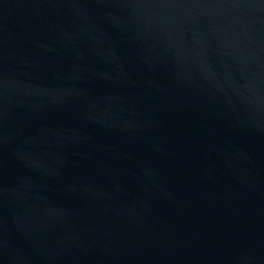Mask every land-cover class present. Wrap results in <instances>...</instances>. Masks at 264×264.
Instances as JSON below:
<instances>
[{
  "label": "water",
  "instance_id": "obj_1",
  "mask_svg": "<svg viewBox=\"0 0 264 264\" xmlns=\"http://www.w3.org/2000/svg\"><path fill=\"white\" fill-rule=\"evenodd\" d=\"M0 264H264V0H0Z\"/></svg>",
  "mask_w": 264,
  "mask_h": 264
}]
</instances>
